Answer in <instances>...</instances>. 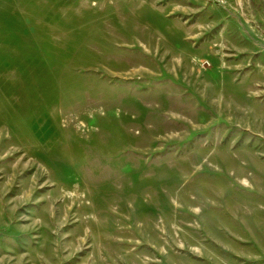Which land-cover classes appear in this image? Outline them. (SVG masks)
Here are the masks:
<instances>
[{"label":"rangeland","instance_id":"1","mask_svg":"<svg viewBox=\"0 0 264 264\" xmlns=\"http://www.w3.org/2000/svg\"><path fill=\"white\" fill-rule=\"evenodd\" d=\"M0 264H264V0H0Z\"/></svg>","mask_w":264,"mask_h":264},{"label":"bare ground","instance_id":"2","mask_svg":"<svg viewBox=\"0 0 264 264\" xmlns=\"http://www.w3.org/2000/svg\"><path fill=\"white\" fill-rule=\"evenodd\" d=\"M145 17V19H146V16H144ZM150 19V18H149ZM247 184V183H246Z\"/></svg>","mask_w":264,"mask_h":264}]
</instances>
